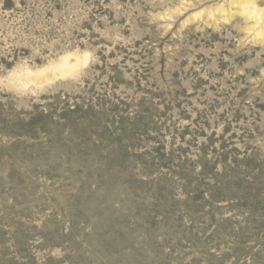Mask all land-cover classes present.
I'll use <instances>...</instances> for the list:
<instances>
[{"label": "rangeland", "instance_id": "374dc122", "mask_svg": "<svg viewBox=\"0 0 264 264\" xmlns=\"http://www.w3.org/2000/svg\"><path fill=\"white\" fill-rule=\"evenodd\" d=\"M0 264H264V0H0Z\"/></svg>", "mask_w": 264, "mask_h": 264}, {"label": "bare ground", "instance_id": "6f19581e", "mask_svg": "<svg viewBox=\"0 0 264 264\" xmlns=\"http://www.w3.org/2000/svg\"><path fill=\"white\" fill-rule=\"evenodd\" d=\"M257 23V22H256Z\"/></svg>", "mask_w": 264, "mask_h": 264}]
</instances>
